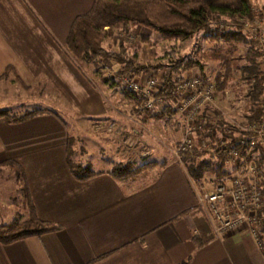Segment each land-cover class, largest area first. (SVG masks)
Instances as JSON below:
<instances>
[{"label": "crops", "instance_id": "1", "mask_svg": "<svg viewBox=\"0 0 264 264\" xmlns=\"http://www.w3.org/2000/svg\"><path fill=\"white\" fill-rule=\"evenodd\" d=\"M93 1L0 0V97L9 95L8 82H16V95L21 90L43 95L52 111L22 123L0 118V181L3 188L13 181L20 191L17 201L5 189L0 192V225L26 218L27 190L38 217L61 226L57 232L0 244V264H264V247L246 227L211 233L197 204L196 179L173 155L180 133L169 126L154 130L150 121L155 119L134 116L132 100L127 156L146 167L119 181L109 171L124 161L108 157L100 159L105 167L90 179L77 181L71 175L66 163L69 123L53 105L74 101V116L106 113L86 110L96 102L94 95H71L76 85L79 92L88 90L91 80L66 40L75 17L87 13ZM8 66L13 72L2 77ZM167 131L172 139H160ZM114 151L117 157L122 154ZM84 163L92 167L89 158Z\"/></svg>", "mask_w": 264, "mask_h": 264}, {"label": "trees", "instance_id": "2", "mask_svg": "<svg viewBox=\"0 0 264 264\" xmlns=\"http://www.w3.org/2000/svg\"><path fill=\"white\" fill-rule=\"evenodd\" d=\"M257 17H262V13L255 7L252 0H94L87 13L78 15L73 20L66 45L75 62L81 65L92 64L94 67H99L98 63L101 58L111 62L115 67H111V75L107 74L102 77L103 82L111 81L120 85L119 80L124 74L139 75L148 70L155 73L158 69L164 68L163 64H145L139 61L138 51L142 43L150 45L144 36L136 37L132 53L128 51L126 41L134 28L144 27L159 34L161 39L167 42L185 41L200 32L204 33L214 43L216 50L208 55L196 50L193 58L186 61L178 60L173 65H169L162 75L163 86L156 92V96L164 99L167 104L156 112H145L143 116L161 120L176 114L172 106L176 100L173 93V73L178 72L182 75L189 69L197 67L201 78L206 80L208 78L204 72L202 58L208 57L215 60L219 64V69L223 70V72L217 71L215 76L218 89L228 84L227 80L233 78L235 70L240 72V77L247 81L250 106L249 114L244 122H252L262 114L260 101L264 95V80L258 76L262 72L258 53L252 42L242 34V27L246 21L252 22ZM221 22L229 24L231 29L220 30L218 25ZM106 38L118 43V51L107 50L103 47L102 43ZM239 46L246 47L241 57L234 56ZM240 62L242 63L239 64ZM12 72L13 68L8 66L2 77ZM253 76H257L255 81H252ZM131 95L136 96L132 93ZM202 112L199 116L201 120ZM44 113H52V111L36 109L16 116L6 109H0V118L9 123H22ZM215 114L214 121H206L202 125L204 129L211 132L213 140H216L218 135L225 134L227 126L221 114L218 111ZM252 138L256 140L253 149H249L248 145H238V137H230L224 147L216 148L213 153L211 152L216 155L215 160L209 156L195 161L193 153L188 151L182 158V162L189 175L196 180L204 178L207 172L214 173L215 180H221L223 176L229 174V170L226 171L227 167H230L228 164L229 148L234 146L239 155L243 157V160L241 157L237 159L236 169L246 168L253 159L252 153L257 151L262 156L261 160L256 162L257 186L263 195V205L258 212L262 215L264 214V176L260 175L258 170L264 161V137L256 139L253 136ZM73 143V137L68 136L66 163L73 178L77 181H85L100 174L93 171L90 164L73 160L71 147ZM145 167V164L136 166L132 162H117L113 164L109 175L116 180L125 181L139 174ZM26 208L25 219L17 218L0 225V244L9 245L19 240L40 237L61 229L58 224L43 221L38 217L27 190ZM179 264H188V260Z\"/></svg>", "mask_w": 264, "mask_h": 264}, {"label": "rangeland", "instance_id": "3", "mask_svg": "<svg viewBox=\"0 0 264 264\" xmlns=\"http://www.w3.org/2000/svg\"><path fill=\"white\" fill-rule=\"evenodd\" d=\"M252 3L257 9L261 11L262 17L260 18L263 20L261 27H264V0H252ZM138 36H144L147 42L150 44L148 45L146 43H142L141 48L138 51L139 61L145 64L153 63L155 65H164V68L158 69L155 73H153L152 70H148L147 72L139 74L138 76H151L159 80H162L164 71L169 65H173L175 61H186L187 59L193 58L196 50H200L206 55L216 50L214 48V43H212L207 38L206 34L201 32L185 41L167 42L162 40L159 34L144 27H137L130 32V36L126 41V47L130 53H132L135 47V38ZM102 44L107 50L118 51V43H115L108 38L104 39ZM237 49V53L234 56H243L246 47L239 46ZM100 60L98 63L99 67H94L92 64H87L86 66L77 63L79 66L83 67L91 81L87 84L89 87L88 90H86L84 87L79 92V90L76 89V85L74 87V91H71V95H94L96 102L94 103L93 101V105L86 107V110H105V115L100 117L93 116L89 118L88 115H81V113L78 112L74 116V111L71 110V107L76 106L74 101L73 103L58 101L57 105H53V107H56L59 110L63 120L69 123L68 128L70 132L68 136L73 137L74 139V143L71 146L73 160L85 164L84 161L89 158V161L92 163L91 169L93 171L100 170V168L105 167V162L100 161L101 158L107 159L108 157H116L120 161L129 162V156H127V154H129V145L132 143V141H129V100L133 101L131 107L134 116L142 117V115L138 114L135 109V106L138 104V97L132 96L131 93L128 94L129 92L126 93L123 91L122 87L118 83H112L111 81L107 83L103 82L102 77L107 76V71L109 70L102 69V64L105 62L107 63V61H105L104 58H101ZM108 63L111 64L109 61ZM202 63L204 64V72L206 73V77L215 83L217 91V95L215 96L213 102L202 112V122L205 123L206 121H214L216 118V111L221 114L226 123L231 122V120L245 121L247 115L249 114L248 109L250 106V98L248 96L249 85L247 81L240 77V72L235 70L233 78L227 80L228 84L226 86L224 85L221 89H218L215 76L217 71L223 72V70L219 69V64L216 63L215 60H211L208 57H203ZM241 63L242 62L239 64ZM110 67L115 66H112L111 64ZM194 74H200L197 67L189 69L182 75L191 76ZM182 75H180L178 72H174L173 78H177ZM7 84V88L9 87V95H4L3 98L0 97V109H6L10 114L16 116L22 115L26 112H31L36 109L48 111V109H46L48 104L42 100L43 95H35L32 92L25 93L23 90L19 92V95H16L17 91L15 92L14 90L17 89V87H15L16 82H8ZM98 102L103 104L104 107L98 104ZM93 106L96 107L91 108ZM77 110L83 111L79 105H77ZM165 126H169L177 133H180V138L178 140L179 142L181 139L180 117L178 115H174L173 117L165 118L160 121H150V127H152L154 130H159ZM132 134L136 135V131L132 130ZM156 137L159 136L156 135ZM162 137L165 138L166 141H170V139H172V132L170 133V131H167V133L163 134V136L161 135L160 139ZM114 149L115 151L118 150V152L122 151V154H118V157L115 154L113 155L112 153ZM174 149L175 146L173 148V155ZM87 151L91 152L89 156L88 154L85 155ZM175 157L178 158V160L181 159L177 156ZM252 158V160L255 162L256 168V162L260 161L262 156L257 151H255L252 153ZM133 160L134 161H132V163L134 165L140 164L139 158ZM228 164L230 166L228 170L233 169L229 174L240 172V169H236V167L231 163ZM258 171L260 175L264 176V161L261 163L260 169ZM245 175L247 177H251V174L246 171ZM3 186V182L0 181V192H3L5 189L8 192V197L10 195L12 196V201H17L20 191L17 189L15 183L11 181L9 183V187L3 188ZM2 209L3 208L0 205V212ZM20 220L23 219L20 218Z\"/></svg>", "mask_w": 264, "mask_h": 264}, {"label": "built area", "instance_id": "4", "mask_svg": "<svg viewBox=\"0 0 264 264\" xmlns=\"http://www.w3.org/2000/svg\"><path fill=\"white\" fill-rule=\"evenodd\" d=\"M261 19L257 17L252 22L246 21L242 34L252 42L258 53V61L262 66V72L258 76L264 80V27H261ZM218 28L229 30L231 26L221 22ZM110 66L108 61L102 64L103 70H109L108 75H111ZM256 78L257 76H253L252 81ZM119 83L122 89L139 98L135 106L138 114L156 112L167 104L164 99L156 96V92L163 86L162 80L127 73L121 76ZM173 93L176 100L172 106L181 123V139L174 149V155L181 158L180 160L188 151L193 153L195 161L209 156L216 158L212 153L216 148L224 147L230 137H238L237 144L248 145L249 149H253L256 143L253 136L256 139L264 137V95L260 101L262 114L258 119L252 122L231 120L226 123L225 134H220L213 140L211 132L203 128L199 116L216 96L215 83L211 79L203 80L200 74L182 75L174 78ZM228 156L229 163L234 166L241 157L234 146L229 148ZM245 171L250 173L251 177H247ZM257 185V169L253 160L246 168L240 169V172L228 174L221 180L212 177L196 180L197 204L205 213L212 234L226 235L246 227L259 248L264 247V214L259 215L258 212L263 205V195Z\"/></svg>", "mask_w": 264, "mask_h": 264}]
</instances>
